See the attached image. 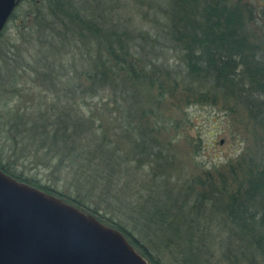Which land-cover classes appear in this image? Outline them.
Instances as JSON below:
<instances>
[{"label": "trees", "instance_id": "trees-1", "mask_svg": "<svg viewBox=\"0 0 264 264\" xmlns=\"http://www.w3.org/2000/svg\"><path fill=\"white\" fill-rule=\"evenodd\" d=\"M130 1L128 22L150 17L152 32L128 28L121 0H42L30 12L39 46L23 77L44 91L3 122L13 134L1 170L120 230L151 264H264V6ZM193 106L227 109L253 136L239 132L235 158L188 176L173 145L183 133L200 163L212 135H189Z\"/></svg>", "mask_w": 264, "mask_h": 264}, {"label": "water", "instance_id": "water-1", "mask_svg": "<svg viewBox=\"0 0 264 264\" xmlns=\"http://www.w3.org/2000/svg\"><path fill=\"white\" fill-rule=\"evenodd\" d=\"M19 0H0V35ZM0 264H151L95 215L0 168Z\"/></svg>", "mask_w": 264, "mask_h": 264}, {"label": "rangeland", "instance_id": "rangeland-1", "mask_svg": "<svg viewBox=\"0 0 264 264\" xmlns=\"http://www.w3.org/2000/svg\"><path fill=\"white\" fill-rule=\"evenodd\" d=\"M124 1H127V4H130L127 6V13L126 10L123 9L126 13H123V18L125 19L124 21L128 28L133 30L134 26L137 25L141 26L143 30H150V32H152L153 29H150V17L146 18L148 22H144L140 18L142 20L141 22L140 19L138 20V17H135L134 21L130 23L128 22L129 14L131 12V8L134 7V4L130 0ZM124 1L121 0V3ZM243 1L252 3L257 10L264 6V0ZM35 2L36 0H19L20 4L16 9V15L7 22L3 35L0 38V85L2 88L0 91V115L4 117V119L0 118L1 153L11 146L8 137L11 138L10 134H13V129H10V131L9 126L4 125L3 122L7 120L10 112L17 110L18 107H20V109H24L27 104H33V94L37 93L36 90L42 92L44 91L41 87H37V84L34 81H27L26 78L23 77V72H26V70L28 71V68L33 65L32 61L34 58L32 59L31 54L39 46L38 33L36 32L37 29L33 22V14L30 12L35 11L36 8H42L43 3L42 0H38L37 3ZM81 4L82 2H80V5ZM118 8L119 11L122 10V6ZM88 11L95 13L92 9H89ZM26 13L29 15H26ZM160 17L164 20V16L162 17L161 15ZM262 22L264 23V20H262ZM18 53L20 54V58L18 57ZM15 68L17 72H15ZM18 71L19 74H21L19 80L17 79ZM27 73H30L31 77L34 75L32 69ZM63 79H65V77H63ZM16 80L17 82H15ZM170 100L171 102H177L173 98ZM174 111V108H170L171 113H174ZM189 111L190 115H192V119L195 120V125L192 128H188V133H190L189 135L194 137V139L198 137L199 132H197V126H202L199 134L201 137H208L207 134L204 135L206 130L212 132V135L209 138V146H207V149L203 150V155L199 159L201 160L200 163H197L198 160L196 159L197 161L195 162V159H193V153L190 152L193 144H188L187 141L183 139V133L180 132L181 137L178 138L173 147L176 151V159H178L179 168L181 167V169H183L188 176H195L196 174L202 175V168H209V166L214 163L222 167L227 159L235 158L243 146L241 136L238 134L239 132L245 131L246 139L252 140V125L246 124L245 121H240L238 116L236 117L237 121H233L232 117L228 114L227 109L218 111L212 110L208 106L204 108L200 106H193L189 108ZM212 114L217 116L214 122L209 121ZM163 136H165V134ZM212 139L214 142L210 143ZM193 143L195 144V142ZM16 164L17 168L15 169L16 172H18L19 167L17 160ZM27 167L28 168L25 171L26 176H33L40 179L44 184L49 181L48 177L45 176L47 171L44 168H36L33 166L31 168L29 166ZM50 184L52 183L49 182V185ZM60 188L62 189L64 187L61 185ZM212 264L226 263L222 260H214L212 261Z\"/></svg>", "mask_w": 264, "mask_h": 264}]
</instances>
